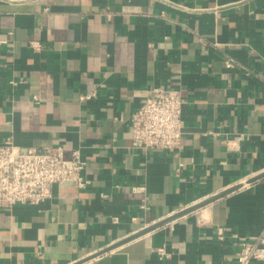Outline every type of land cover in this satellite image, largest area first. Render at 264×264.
<instances>
[{
    "label": "crops",
    "instance_id": "obj_1",
    "mask_svg": "<svg viewBox=\"0 0 264 264\" xmlns=\"http://www.w3.org/2000/svg\"><path fill=\"white\" fill-rule=\"evenodd\" d=\"M162 84L181 91L182 143L143 153L130 116ZM10 136L80 148L90 184L0 207V264H237V237L264 225V0H0Z\"/></svg>",
    "mask_w": 264,
    "mask_h": 264
},
{
    "label": "built area",
    "instance_id": "obj_2",
    "mask_svg": "<svg viewBox=\"0 0 264 264\" xmlns=\"http://www.w3.org/2000/svg\"><path fill=\"white\" fill-rule=\"evenodd\" d=\"M32 46L40 48L39 42ZM227 60L226 66L232 67ZM96 92L82 94L80 100H89ZM183 99L181 91L167 85H153L141 104L131 113V147L143 153L153 149L165 152L181 146L183 136ZM244 134H236L228 140V148L240 150ZM87 162L80 148H75L67 157L62 145L49 144L43 147H22L12 136L0 144V207L13 208L16 205H39L51 199L54 186L72 182L86 188L90 179L85 174ZM117 188L122 189L121 185ZM134 192L145 190V186L132 185ZM104 196H107L106 194ZM118 222L117 216L113 217ZM227 228L217 226V238L227 236ZM237 264H251L264 260V225L257 234L237 237ZM161 257L169 256L166 248L157 249Z\"/></svg>",
    "mask_w": 264,
    "mask_h": 264
},
{
    "label": "water",
    "instance_id": "obj_3",
    "mask_svg": "<svg viewBox=\"0 0 264 264\" xmlns=\"http://www.w3.org/2000/svg\"><path fill=\"white\" fill-rule=\"evenodd\" d=\"M236 188H237V187H235V188H233V189H230V190H227V191L224 192L223 194H220V195L215 196V197H213V198H209V199H207V200H204L203 202H200V203H198V204H196V205H194V206H191L190 208H187L186 210H184V211L178 213L177 215H175V216H171V218H168V220H166V221H164V222H167V221L171 220L172 218H175L176 216H180V215H182V214H186V213H188V212H190V211H192V210H196V209H198V208H200V207H202V206H204V205H206V204H208V203L214 201V200L217 199L218 197L223 196L224 194H226V193H228V192H230V191H232V190H235ZM162 224H163V222H162ZM155 227H157V226H151V227L147 228L146 230H144V232L150 231V230L154 229Z\"/></svg>",
    "mask_w": 264,
    "mask_h": 264
}]
</instances>
